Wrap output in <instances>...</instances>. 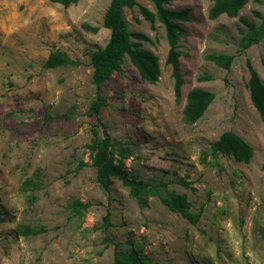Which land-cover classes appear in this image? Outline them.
Returning <instances> with one entry per match:
<instances>
[{"label": "rangeland", "instance_id": "obj_1", "mask_svg": "<svg viewBox=\"0 0 264 264\" xmlns=\"http://www.w3.org/2000/svg\"><path fill=\"white\" fill-rule=\"evenodd\" d=\"M109 2L0 0V264H112L115 250H134L143 264H264V123L249 99L246 65L264 82V38L238 45L244 21L264 16V0L216 19L207 16L210 0L165 5L192 16L180 22L178 101L164 27L139 11H154L153 4L136 0L123 10L129 30L149 37L141 48L157 56L159 77L141 79L125 56L121 72L102 85L107 105L98 123L115 148L129 150L128 177L185 195L195 223L158 196L140 207L118 178L109 192L96 180L88 144L91 127L100 138L102 126L87 113L94 98L87 52L108 41L102 20ZM212 53L233 55L229 69ZM50 54L68 61L46 67ZM194 88L214 99L188 124L183 107ZM228 130L252 146L249 163L213 151Z\"/></svg>", "mask_w": 264, "mask_h": 264}, {"label": "trees", "instance_id": "obj_2", "mask_svg": "<svg viewBox=\"0 0 264 264\" xmlns=\"http://www.w3.org/2000/svg\"><path fill=\"white\" fill-rule=\"evenodd\" d=\"M50 1L66 7L77 3L79 0ZM149 1L153 4L154 11L142 6H139V11L151 26L157 20L164 27L165 39L168 45L165 63L171 67V74L174 79V96L178 101L181 97V87L183 85V77L180 73L178 40L186 33V29L180 22L191 20V11L189 8L178 10L166 7L165 5L170 0ZM210 1L211 5L208 8L207 16L209 19H216L220 15L237 16L238 11L249 0ZM136 5V0H110L102 20L103 26L109 30L108 41L102 48L87 52L92 67L91 80L94 85V98L89 104L87 113L93 115L97 119V125L100 126L102 125L98 123L99 112L102 107L107 105L106 96L102 93V85L110 78L112 73L121 72L125 56L134 65L141 79L149 83H155L159 77L157 56L141 48L142 42L149 41V37L141 32H131L124 16V8L132 9ZM244 23L247 29L238 41L239 50L246 49L264 38V16L260 17L258 24L246 21ZM208 58L228 70L233 55L212 53L209 54ZM67 61L59 55L50 54L45 66L53 68L65 64ZM246 65L249 72L247 80L249 99L264 123V82L260 79L249 60L246 61ZM213 99L214 94L210 91L201 88L191 89L187 94L186 103L183 107L184 122L191 124L198 120ZM91 133L92 139L88 147L93 153L92 164L95 167L96 180L105 191L109 192L113 179L118 178L128 186L129 195L137 200L140 207L146 206L148 197L158 196L170 211L179 213L191 223L196 222L198 214L190 213V203L185 195L158 185L147 186L134 177H128V172L125 169V159L129 157V150L121 147L115 148L104 126H102V137H98L96 126L91 127ZM212 149L215 153L231 155L236 161L243 163H249L253 156L252 146L230 130L220 134L218 139L213 142ZM261 169L264 171V161L261 164ZM104 222L108 224V214L104 216ZM25 231L33 232V229H26ZM259 234L264 238V225L259 228ZM112 264H143V262L134 250L127 253L115 250Z\"/></svg>", "mask_w": 264, "mask_h": 264}]
</instances>
